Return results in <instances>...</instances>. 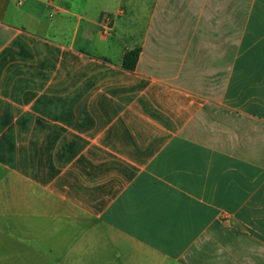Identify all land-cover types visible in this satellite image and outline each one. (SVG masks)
<instances>
[{
  "label": "crops",
  "instance_id": "1",
  "mask_svg": "<svg viewBox=\"0 0 264 264\" xmlns=\"http://www.w3.org/2000/svg\"><path fill=\"white\" fill-rule=\"evenodd\" d=\"M0 264H264V0H0Z\"/></svg>",
  "mask_w": 264,
  "mask_h": 264
},
{
  "label": "trees",
  "instance_id": "2",
  "mask_svg": "<svg viewBox=\"0 0 264 264\" xmlns=\"http://www.w3.org/2000/svg\"><path fill=\"white\" fill-rule=\"evenodd\" d=\"M139 57V50H133L126 54L123 67L127 70L134 71Z\"/></svg>",
  "mask_w": 264,
  "mask_h": 264
},
{
  "label": "built area",
  "instance_id": "3",
  "mask_svg": "<svg viewBox=\"0 0 264 264\" xmlns=\"http://www.w3.org/2000/svg\"><path fill=\"white\" fill-rule=\"evenodd\" d=\"M113 23H114V16L113 15H110V14L103 15V17L101 19V24H102L104 35L110 34V32L112 30Z\"/></svg>",
  "mask_w": 264,
  "mask_h": 264
}]
</instances>
